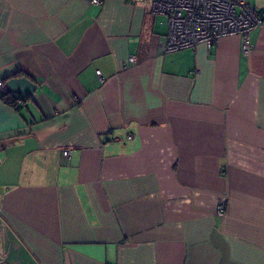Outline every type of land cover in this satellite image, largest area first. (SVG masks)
I'll use <instances>...</instances> for the list:
<instances>
[{
    "label": "crops",
    "instance_id": "obj_1",
    "mask_svg": "<svg viewBox=\"0 0 264 264\" xmlns=\"http://www.w3.org/2000/svg\"><path fill=\"white\" fill-rule=\"evenodd\" d=\"M167 33L148 2L0 0V220L36 264H264V25Z\"/></svg>",
    "mask_w": 264,
    "mask_h": 264
},
{
    "label": "built area",
    "instance_id": "obj_2",
    "mask_svg": "<svg viewBox=\"0 0 264 264\" xmlns=\"http://www.w3.org/2000/svg\"><path fill=\"white\" fill-rule=\"evenodd\" d=\"M148 2L153 14L167 18L168 33L163 44L164 52H174L200 43L211 47L219 39L241 35L247 40L253 29L264 25V12H259L247 0H127ZM99 4L102 0H91ZM136 57H129L134 62ZM99 74V73H98ZM101 78V77H100ZM8 92L0 80V93ZM63 154L68 156L69 150ZM217 213L223 215L225 205L219 201Z\"/></svg>",
    "mask_w": 264,
    "mask_h": 264
},
{
    "label": "water",
    "instance_id": "obj_3",
    "mask_svg": "<svg viewBox=\"0 0 264 264\" xmlns=\"http://www.w3.org/2000/svg\"><path fill=\"white\" fill-rule=\"evenodd\" d=\"M0 230L4 232V255L0 259V264H3L4 260H7L9 264H36L19 240L1 220Z\"/></svg>",
    "mask_w": 264,
    "mask_h": 264
},
{
    "label": "trees",
    "instance_id": "obj_4",
    "mask_svg": "<svg viewBox=\"0 0 264 264\" xmlns=\"http://www.w3.org/2000/svg\"><path fill=\"white\" fill-rule=\"evenodd\" d=\"M259 12H264V11H259ZM9 92H5V93H1L0 97L2 98L3 101H5L8 104L14 105L16 98H14L13 96L8 97Z\"/></svg>",
    "mask_w": 264,
    "mask_h": 264
}]
</instances>
